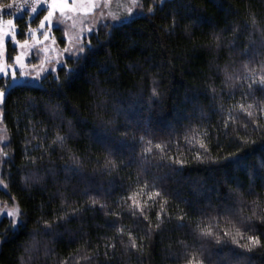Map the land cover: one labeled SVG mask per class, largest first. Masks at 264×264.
Returning a JSON list of instances; mask_svg holds the SVG:
<instances>
[{
	"label": "trees",
	"instance_id": "obj_1",
	"mask_svg": "<svg viewBox=\"0 0 264 264\" xmlns=\"http://www.w3.org/2000/svg\"><path fill=\"white\" fill-rule=\"evenodd\" d=\"M142 3L56 76L7 93L0 201L20 222L0 221V264H264V246L240 247L248 235L264 245V0ZM17 24L25 40L26 18Z\"/></svg>",
	"mask_w": 264,
	"mask_h": 264
},
{
	"label": "snow or ice",
	"instance_id": "obj_2",
	"mask_svg": "<svg viewBox=\"0 0 264 264\" xmlns=\"http://www.w3.org/2000/svg\"><path fill=\"white\" fill-rule=\"evenodd\" d=\"M16 3V0H12V3H7L4 4L2 6H0V8H8L11 9L13 8L14 4ZM44 3L46 5L45 11L46 14L43 15V19L40 20L39 23V29H43V32L41 33L44 36V39L47 40L48 39V31L49 28L51 26L53 17L58 13L59 17H58V23L59 22H64V21H71V24L69 26L70 29H78L77 31H75L72 35H69L68 37V43H69V47H66L63 49L64 52H68L69 54H72L71 49L75 48L76 52L79 53H83L85 51V47L84 44L82 42L81 36L82 33L87 31L89 33L94 31V28L92 26L89 27H85L86 23H90L91 25H95L98 21L97 18H99V20H107V19H112L114 21H120L121 17L111 11H105L107 9H110L113 3V0H44ZM144 8V4L142 3V0H128V4L125 6V16L124 19L127 20L129 17H131L133 15V12L135 9H140L143 10ZM149 12L153 11L152 8H148L147 9ZM31 12L32 13H36L37 12V8L35 6V4H33V6L31 7ZM45 22L48 23L49 28L45 27ZM7 25H8V30L5 31L4 29V21L0 20V74L4 75V76H11L12 80L14 82L17 81V69L16 67L13 66L12 63H8L9 59H12L14 61L15 65H19L20 71H21V76L24 75H28V73L24 72V69L27 67V65L24 62V56L25 53L21 52L17 55H15L14 57L8 58L6 57V49H5V37L6 36H10L11 39L13 41H15V44L19 45L21 48H25L26 46H28V41L25 40L23 41V43H21V41L16 40L15 38V34L12 33V29L16 27L15 22L13 19H9L6 21ZM79 25V27H78ZM33 35H35L36 30L32 29L31 30ZM39 43V41H37ZM90 44V41H89ZM32 67H36L35 65H32ZM259 83L261 85H264V76L260 77ZM249 87H251V85H249ZM153 95H156V89L153 88ZM4 99H5V90L4 89H0V104L4 103ZM239 110L248 117V119L255 124L256 128H260L261 124L259 123V121L256 119V111L254 108L253 104H248L247 106L241 104L239 106ZM259 112L264 114V106H261L259 108ZM233 123H235L237 121L236 117H231ZM0 120H2V110H0ZM242 126L244 128L248 127L247 123H242ZM224 128L228 127V123L225 122L223 125ZM208 133L207 131H205L203 133V136L207 137ZM5 137H0V139H3ZM58 140L63 141V137H57ZM187 139V138H186ZM191 140H195L200 148H202L204 150L205 153H207L208 148H207V144L204 142V140L202 139H197V135L193 134ZM191 140L189 141L191 143ZM245 143L249 142L247 140L244 141ZM151 141H148V144L151 145ZM156 148L160 149L161 152L164 151L165 145L163 143L160 144H156L155 145ZM152 149L151 147H146L145 148V152H151ZM0 154H2L3 156H7L8 153L3 151V149H0ZM197 159H200V153L196 154ZM173 162H179L181 164L184 163L183 160L180 161H173ZM0 183H2V181H0ZM5 187H7L5 185ZM137 194H134L133 197H130L129 199L132 200V205H130V207L134 208L135 210H138L142 215H144L145 219H147V215L145 213V209L144 207L141 205V202L135 199V196ZM154 196H160V193L157 192H153V193H149L148 194V198L152 199ZM93 204L96 203V201H92ZM155 203V201H154ZM166 203V201H165ZM101 207H103V205H101ZM161 210H163V204L160 205ZM135 214V213H134ZM6 215L8 217L12 218V222L13 224H15L17 222V218L20 216V210L18 208V206L13 207L11 209H9L6 213ZM157 219H160L159 213L157 214ZM182 219V217H181ZM261 219H264V217H261ZM155 227L159 228L160 224H156ZM118 232L120 234H123V229H118ZM202 234L204 236H210L213 237L217 243H219L221 241V236L219 234H214L211 227L207 228V229H202ZM225 236H229L230 233L228 231L224 232ZM244 233H242L240 231L239 228L236 229V236H243ZM236 236H231L232 242L233 243H238ZM129 241H130V247L132 248H137V243H136V239L131 235V233H129ZM128 245H126L127 247ZM256 246H264L261 245V241L259 239V237L257 236H253V235H248L247 236V243L240 245V247H244L247 250L251 251L252 248L256 247ZM110 247L115 248V245L112 244L110 245ZM105 256L108 255L107 252L104 253ZM81 259L84 260H90L92 259L90 256L88 255H84L81 257ZM63 264H67V262H63ZM187 264H203L202 260H199L195 257H193L192 259H190Z\"/></svg>",
	"mask_w": 264,
	"mask_h": 264
},
{
	"label": "rangeland",
	"instance_id": "obj_3",
	"mask_svg": "<svg viewBox=\"0 0 264 264\" xmlns=\"http://www.w3.org/2000/svg\"><path fill=\"white\" fill-rule=\"evenodd\" d=\"M12 3V2H11ZM35 4L37 8L36 13L31 12V7ZM128 4V0H113L112 6L110 9L105 10L111 11L121 17L120 21H114L112 19L107 20H99L97 18V23L95 25H91L90 23H86L85 27L92 26L94 31L89 33L87 31L82 33L81 39L84 44V47L88 46L87 40L90 35H92L97 29L107 25L108 23H119L124 21L125 16V6ZM46 5L44 0H16L13 8H0V20L4 21V29L5 31L8 30V25L6 23L7 20L13 19L15 22L16 27L13 28L11 31L15 34L16 40H19L18 34L20 28L17 24V21L22 18H26V22L28 23L29 27L26 33V39L28 41V46L25 48H21L19 45L15 44V41L11 39L10 36L5 37V49H6V57L11 58L15 55L23 52L25 53L24 62L27 67L24 69L25 73L28 75L21 76V71L19 65H15L12 59L8 60V63H12L14 67L17 69V81L14 82L11 76H4L0 74V89L5 90V97L9 90L14 86L19 85H32V86H39L41 84V80L48 76L49 74H53L56 76L57 71L65 65V61L71 58H78L83 53H79L75 51V48L71 49L72 54L68 52H64L63 49L69 47L68 37L72 35L78 29H70L69 26L71 21H64L58 23L59 14L57 13L52 20L51 26L47 22H45V27L49 28L48 31V39L45 40L44 36L41 34L43 29H39L40 20L43 19V15L46 14L45 11ZM142 14V10L135 9L133 15L130 18H134ZM9 15V16H8ZM41 15V17H40ZM39 22L32 26L31 22L36 21L38 18ZM127 19V20H128ZM79 27V25H78ZM32 29H35V35L32 33ZM25 40H19L21 43ZM39 41V43L37 42ZM35 65L36 67H32ZM2 104H0L1 108ZM0 137H5L0 139V149L2 148L3 143L6 141L7 136L3 130V127L0 124ZM1 160V154H0ZM13 207L9 206L8 204L2 203L0 201V221L6 217L8 220L12 221L11 217L6 215L7 211ZM20 222V218H17V222L14 224L16 226ZM13 224V222H12Z\"/></svg>",
	"mask_w": 264,
	"mask_h": 264
}]
</instances>
